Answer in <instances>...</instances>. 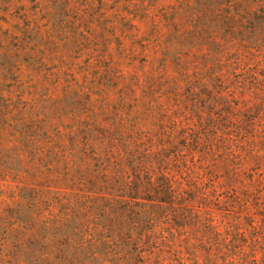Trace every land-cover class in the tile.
Returning <instances> with one entry per match:
<instances>
[{
  "label": "rangeland",
  "instance_id": "1",
  "mask_svg": "<svg viewBox=\"0 0 264 264\" xmlns=\"http://www.w3.org/2000/svg\"><path fill=\"white\" fill-rule=\"evenodd\" d=\"M77 242L264 264V0H0V264Z\"/></svg>",
  "mask_w": 264,
  "mask_h": 264
},
{
  "label": "trees",
  "instance_id": "2",
  "mask_svg": "<svg viewBox=\"0 0 264 264\" xmlns=\"http://www.w3.org/2000/svg\"><path fill=\"white\" fill-rule=\"evenodd\" d=\"M159 193V192H158ZM157 195H160V193L159 194H157ZM72 230H77L75 227H72ZM87 248H90V247H85L84 246V244H82L81 242H77V244L76 245H72L71 246V249L73 250V253H72V257H71V259H69V263H74L75 261H77V259H78V254H81V253H83Z\"/></svg>",
  "mask_w": 264,
  "mask_h": 264
}]
</instances>
